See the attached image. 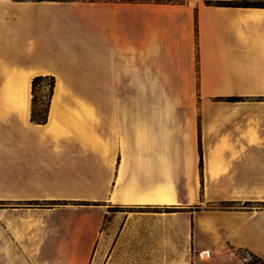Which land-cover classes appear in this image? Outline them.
<instances>
[{
	"label": "crops",
	"instance_id": "0c3cea01",
	"mask_svg": "<svg viewBox=\"0 0 264 264\" xmlns=\"http://www.w3.org/2000/svg\"><path fill=\"white\" fill-rule=\"evenodd\" d=\"M209 1L0 0V264L264 260V7Z\"/></svg>",
	"mask_w": 264,
	"mask_h": 264
},
{
	"label": "rangeland",
	"instance_id": "374dc122",
	"mask_svg": "<svg viewBox=\"0 0 264 264\" xmlns=\"http://www.w3.org/2000/svg\"><path fill=\"white\" fill-rule=\"evenodd\" d=\"M255 0H235V2H242V3H251ZM57 81H52L51 79H46L41 81L35 88V95L42 99L44 103L49 98V93H50V88L51 84ZM62 85L65 89L64 91V98L67 95H70V98L77 104H80L81 106L78 108H71V107H66L64 106L63 102V112L60 115V117L56 120V122L52 125L54 132L60 131V126H66L70 130L75 131V133L84 138L88 135V132L85 131L84 124L82 121V117L79 114V110L81 111H86V110H91V107L86 106L85 104V99L87 97H91L92 95V89H93V81H61ZM17 83H20L19 87L22 88L23 84L21 85V81H7L6 86H5V92L6 94L13 95V94H22V91H18V86L16 85ZM55 88V87H54ZM22 90V89H21ZM24 90V89H23ZM24 92V91H23ZM54 92V89H53ZM39 104V103H38ZM44 109L43 106L37 105L36 110L38 112L42 111ZM87 133V134H85ZM60 202L54 201L53 205L59 204ZM38 204V203H34ZM239 254L241 256H244V258H247V262L253 260V256L250 252L248 251H240Z\"/></svg>",
	"mask_w": 264,
	"mask_h": 264
},
{
	"label": "trees",
	"instance_id": "16d2710c",
	"mask_svg": "<svg viewBox=\"0 0 264 264\" xmlns=\"http://www.w3.org/2000/svg\"><path fill=\"white\" fill-rule=\"evenodd\" d=\"M208 3L219 5V6L264 7V0H255L251 3L235 2V0L209 1ZM43 79H44V77H40V76L35 77L33 79L32 88H33V94H34V103H36L38 101V97L35 95V88L41 81H43ZM46 79H51L52 81H55L54 77H47ZM54 87H55V82H53L51 84L49 98L53 94ZM232 100H234V98H232ZM47 104H49V101L47 102ZM33 117H34V119L41 118L40 115L36 111L33 112ZM45 117H46V115H45ZM251 254L253 256V260L248 261V264H264V260L260 256L254 254V253H251Z\"/></svg>",
	"mask_w": 264,
	"mask_h": 264
},
{
	"label": "bare ground",
	"instance_id": "6f19581e",
	"mask_svg": "<svg viewBox=\"0 0 264 264\" xmlns=\"http://www.w3.org/2000/svg\"><path fill=\"white\" fill-rule=\"evenodd\" d=\"M23 73L25 74V76H23L24 80L22 79L23 81H21V85L23 84L22 88L24 89V94H25L26 97H28L30 95V89H31V86H32V81H30V75L29 74H27L26 72H23ZM64 91H65V89H64V87L62 85V82L61 81H57L56 82V86L54 88L53 95L51 97V109H50V112H49V123L51 124V126L56 122V120L60 117V115L63 112V108H62L63 107V102L62 101H63V98H64ZM28 104H30V103H28ZM26 115H28V114H26ZM204 255L206 256L207 254L205 253Z\"/></svg>",
	"mask_w": 264,
	"mask_h": 264
}]
</instances>
